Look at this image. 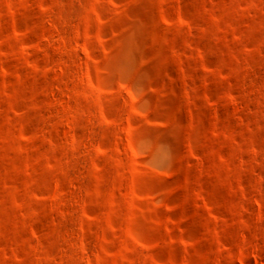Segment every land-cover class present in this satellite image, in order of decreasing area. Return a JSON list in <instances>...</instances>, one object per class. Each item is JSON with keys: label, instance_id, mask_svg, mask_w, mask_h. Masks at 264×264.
<instances>
[{"label": "rangeland", "instance_id": "374dc122", "mask_svg": "<svg viewBox=\"0 0 264 264\" xmlns=\"http://www.w3.org/2000/svg\"><path fill=\"white\" fill-rule=\"evenodd\" d=\"M0 264H264V0H0Z\"/></svg>", "mask_w": 264, "mask_h": 264}]
</instances>
